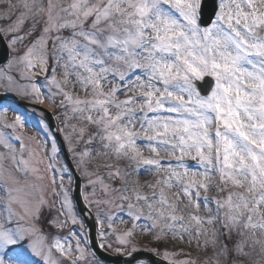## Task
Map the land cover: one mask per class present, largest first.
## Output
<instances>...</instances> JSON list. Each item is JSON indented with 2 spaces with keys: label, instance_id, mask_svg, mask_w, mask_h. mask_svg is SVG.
<instances>
[{
  "label": "snow or ice",
  "instance_id": "snow-or-ice-1",
  "mask_svg": "<svg viewBox=\"0 0 264 264\" xmlns=\"http://www.w3.org/2000/svg\"><path fill=\"white\" fill-rule=\"evenodd\" d=\"M0 4V264H200L175 247L193 240L203 264L248 257L264 0Z\"/></svg>",
  "mask_w": 264,
  "mask_h": 264
},
{
  "label": "rangeland",
  "instance_id": "rangeland-1",
  "mask_svg": "<svg viewBox=\"0 0 264 264\" xmlns=\"http://www.w3.org/2000/svg\"><path fill=\"white\" fill-rule=\"evenodd\" d=\"M9 2L11 4H16L17 0H9ZM13 11H15V10H13ZM8 118L12 119L13 115L11 113H9ZM27 134L30 136L36 135V133L33 131H27ZM32 147L35 149L36 145L34 144ZM161 158H170V157H161ZM19 179L21 180L22 183H28V184L40 183L45 187L48 186L47 180L33 181L31 178H25V177H19ZM132 179L138 180L140 184H143L145 182L144 178H140V177H136V176H133ZM153 179H155V177H153ZM212 182H215V180H213ZM228 187H229V191H240V192H243L249 196L254 195L253 193H248L247 185H244L242 188H238V189H233L230 185ZM144 191H148V189H144ZM215 193L216 192H214V191H209L207 193V195L213 196ZM170 196L179 200L178 190H173V192L170 193ZM262 211H264V210H262ZM200 215L201 216H207V215H210V213H207V212L201 210ZM204 230L210 232V226L205 227ZM147 238H142L141 242H145V240ZM237 239H245L249 243L250 247L248 248V251H249L251 257L259 256V254L264 255V250L262 249V246H261V240L264 239V233L258 232L255 234H246L245 237H237ZM252 241H258V243H252ZM175 247L179 248V249H183L185 252H198V250H199L200 254L203 255L205 253V251H202L203 249H200L202 246L199 248L197 247L195 240H193V243L191 245H186L184 243H177V244H175ZM177 259H183V257H177ZM200 264H203V263H200ZM255 264H261V263H255Z\"/></svg>",
  "mask_w": 264,
  "mask_h": 264
}]
</instances>
